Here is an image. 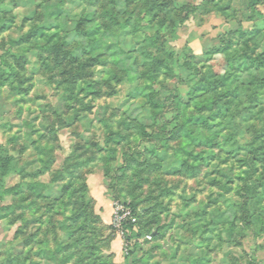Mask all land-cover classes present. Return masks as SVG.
Instances as JSON below:
<instances>
[{
    "label": "rangeland",
    "instance_id": "1",
    "mask_svg": "<svg viewBox=\"0 0 264 264\" xmlns=\"http://www.w3.org/2000/svg\"><path fill=\"white\" fill-rule=\"evenodd\" d=\"M252 1L2 5L0 56L10 61L3 66L10 74L0 83V145L16 157L7 187H23L24 194L19 201L8 195L4 205L19 207L0 212V264H119L112 243L121 234L97 219L99 187L114 202L141 201L150 229L160 231L151 240L144 232L128 261L121 235L120 263L264 264V198L257 202L256 178L244 172L247 151L234 154L237 146L228 137L238 131L236 143L256 145L264 156V92L239 100L235 130L229 124L226 130L205 127L196 115L208 78L227 76L234 57L238 76L232 86L251 85L249 65L264 76L248 58L264 55V0L253 8ZM39 29L57 33L51 50L47 35L30 38L31 45L10 44ZM243 32L254 35L246 39ZM21 48L28 50L15 52ZM84 48L94 60L80 69L72 59L84 57ZM42 56L49 57V68ZM185 57L192 62L188 67ZM252 102L257 106L247 109ZM204 137L215 140L202 144ZM105 154L113 156L109 168ZM128 164L127 175L118 179ZM26 181L41 183L36 193L43 197L29 192ZM29 236L33 242L26 246Z\"/></svg>",
    "mask_w": 264,
    "mask_h": 264
},
{
    "label": "trees",
    "instance_id": "2",
    "mask_svg": "<svg viewBox=\"0 0 264 264\" xmlns=\"http://www.w3.org/2000/svg\"><path fill=\"white\" fill-rule=\"evenodd\" d=\"M256 1L257 0H253L251 2L252 8L254 7ZM5 2H8V0H0V10L2 9V5ZM113 19H115V17H113ZM115 20H117V19H115ZM93 33H96V32L93 31ZM253 33L254 32H250V33L246 34L245 32H243L241 34V36L245 37L247 39L250 36L254 35ZM55 34H57V33H55ZM43 35H47L46 47H47V49H49V47H50L49 45L52 43L54 35H52V37L48 36V34H46L44 32V30H40V29H39V31L33 30L32 33L30 35H28L29 39H23L21 41L11 40L10 44L12 46H18V45H21L24 43L27 44V42H29V44H30V41H31L30 38H36L38 36H43ZM247 43H249V42H247ZM33 44L35 45V43H33ZM34 45H32V46H34ZM53 47H55V46L53 45ZM255 47H256L255 49H257L258 46H255ZM58 49H60V47H58ZM27 50L28 49H22L21 48L15 52L16 53H24V52L26 53ZM49 50H51V49H49ZM9 52H11V49L9 50ZM89 52H91V51H89L88 48L87 49L84 48L83 49L84 57L79 58V55L76 54L75 57H73V59L72 58H70V59H72L74 62H77L79 68L83 69L89 63V60H91V62H93V60H94V59L89 58ZM218 53H219V51H218ZM252 53H255V50H252ZM111 55L114 56V55H116V53H111ZM98 56L99 55H97V57H95V58H98ZM129 56H131V55H129ZM9 57L10 58L14 57V54L9 53ZM48 58H49L48 56L43 57V59L46 61L48 60ZM234 58H236V57H234ZM234 58L233 59L231 58L232 60L229 61L230 64H227L225 67L226 71L228 72L227 76H222V75H219L218 73L217 74L212 73L210 75V78H208L207 84H205L206 85L205 90L207 92L203 93L201 95V100L197 101V111H198L197 113L198 114H196V115L201 118V120L203 121V125L204 124L207 125L205 127L213 126L216 124V125H221L222 127L226 126L223 129V130H226L228 128L227 124H229V125H231V127H229V128L231 130H235V128H234L235 125H234L232 114L234 115L233 110H237L238 108H240L239 100H241V98H244V99L248 98V96L251 98L254 94H257L259 92L260 93L264 92L263 91L264 90V76L262 75L263 71L262 70L255 71V70H253L252 67H250V65H249V67H247V69L251 68L250 70H252V73L254 74V77H252V79L250 81L251 85L248 87H246L245 85L232 86V84H231L232 81L234 80L235 77L238 76V69H236L237 66L235 65V67H234V65H233L234 60H235ZM248 58L251 60L252 64H254V63L256 64L255 66L258 69H264V55L263 54H261V53L255 54V55H252V57H249V55H248ZM99 60H103V59L99 57ZM9 62L10 61L8 60V58L0 56V83L5 82V80H6L5 78H7V76L9 77L10 72L8 73L6 68L3 67L4 65H10ZM70 62H71V60L68 61L67 66H70ZM43 63L48 68L50 67L49 61H47L46 64H45V62H43ZM191 63H192L191 59H189V57H185V62L183 63V66L188 67L191 65ZM241 64H240V66H242V67L245 66L244 61H242ZM88 65H90V64H88ZM195 67L198 68L197 65H195ZM51 70H53V67ZM74 73L77 74V71ZM72 76L75 77L74 74H72ZM221 101H224L222 103V105H220ZM176 102H177L178 106L181 105L178 100H176ZM250 104L251 103H249V105H247L248 106L247 109H249V108L251 109L252 107L257 106V104L254 102H252V104H254V105L251 106ZM223 110H225L226 112H223ZM262 110H263V108L261 107V110H259V113H262ZM192 120L195 121L197 124H201L197 120V118H192ZM224 120H225V122H224ZM187 131H189V130H187ZM237 132L236 133L230 132L231 134L228 135V137L232 138V141L237 146L236 147L237 151L234 154L240 155L243 150H244V152L247 151V153H245L244 156L246 157L245 159H247V158L249 159L245 163L249 167L246 166V169L244 172L248 176H252V178H256L254 180V187L252 188V193H254V194L256 193L254 196L257 195L256 200L258 202L259 199L261 200L264 198V168H263V170H261V165L264 162V156H262L259 153V151H258L259 148L256 145L254 147L250 146V148L247 147L248 149H246L245 147H243V145L236 143L237 141L234 138V136L236 134H238ZM178 135L179 134H177V136ZM208 140L210 141L209 143H213V140H215V139L212 138V141H211L210 139H206L204 137V139H202V142H203L202 144H206V142H208ZM219 142H221V141H217V143H219ZM186 144H189V142L187 141ZM214 144H215V142H214ZM100 151H102V150H100ZM110 152L115 155L116 149L111 148ZM231 152H233V148L229 149V153H231ZM112 158H113V156L111 157V156L105 154L104 162H105V165L107 166V168H109V163H110V160ZM48 164L45 165L47 169L50 166V163H48ZM263 166H264V164H263ZM129 169H130L129 164L122 166L118 170L117 178L121 180V178H123L127 175V172L129 171ZM16 171H17L16 157L12 153H10V151L5 146L0 145V212L6 211V210L10 211L12 208L15 209V208L19 207V205L16 202L12 206L4 205V202H5L6 197L8 195L15 194L17 196L18 201L23 198V197H20V196H22V194H24L23 187L17 186L14 189L7 187L6 180H7L8 176H10L12 173H14ZM44 171H45L44 169L41 170L42 173H44ZM144 171H141V172H144ZM26 186L29 189L28 190L29 192L35 193L37 197H39V196L43 197L42 193H36V189H38V192L40 189L41 190L43 189L42 188L43 185L41 183L26 181ZM39 194H41V195H39ZM124 203H126L127 205L132 207L133 210L135 211V213L137 214V217H138V222H137V228L138 229L137 230H134V227L131 223L125 224V228H126L127 232L130 233V236L128 235V233L124 234L125 241H127L131 237L132 238H140L144 234V232H147V234H151L152 238H157L160 235L159 230L157 232H155V231H152L150 229L149 223L145 220V215L148 212V209H144V207H141V201H134L133 200V201H126ZM151 206H153V205H151ZM232 210H233V213L235 215L236 210L235 209H232ZM97 219H98V222L103 224L104 226H108L109 228L110 227L114 228L112 226V224L105 223L100 214L97 215ZM53 226H55L54 223H53ZM78 227L80 228V225H78ZM45 228L48 229L47 226ZM46 241H47V238L43 240V242L45 244H47ZM31 242H33V237L32 236L27 237V239L25 240L26 246L30 245ZM110 244H111V239H110L109 244L106 248H110ZM139 247H141V243H139V241H137L129 249V251L127 253L128 256L125 257L126 261H128L129 256L131 254H133L134 249H138ZM44 251L46 252V248L39 249L36 252L37 253L36 255H38L39 252L43 253ZM52 252H53V256L55 258V254L57 253V249L52 251ZM26 258H28V257H26ZM113 264H116V263H113Z\"/></svg>",
    "mask_w": 264,
    "mask_h": 264
},
{
    "label": "built area",
    "instance_id": "3",
    "mask_svg": "<svg viewBox=\"0 0 264 264\" xmlns=\"http://www.w3.org/2000/svg\"><path fill=\"white\" fill-rule=\"evenodd\" d=\"M137 222L138 217L132 207L121 201L114 202V213L111 224L123 237L125 233H128L125 228V224L131 223L134 227V230H137ZM128 235L130 236V233H128ZM146 238L151 240L152 235L147 234ZM137 241H139V238L131 237L125 242L127 253Z\"/></svg>",
    "mask_w": 264,
    "mask_h": 264
},
{
    "label": "crops",
    "instance_id": "4",
    "mask_svg": "<svg viewBox=\"0 0 264 264\" xmlns=\"http://www.w3.org/2000/svg\"><path fill=\"white\" fill-rule=\"evenodd\" d=\"M97 191V195L99 196L98 202L100 204L99 213L105 223L111 224L114 213V201L109 197H106L103 187L97 188ZM112 249L116 254L117 262H119V264H123L120 263L124 261V256L122 254L124 249V241L121 235L117 234L115 236V239L112 243Z\"/></svg>",
    "mask_w": 264,
    "mask_h": 264
}]
</instances>
